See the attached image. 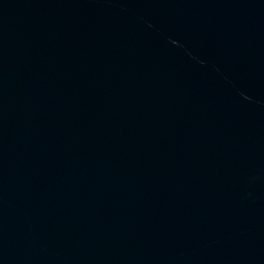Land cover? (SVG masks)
I'll list each match as a JSON object with an SVG mask.
<instances>
[{
	"label": "water",
	"instance_id": "water-1",
	"mask_svg": "<svg viewBox=\"0 0 264 264\" xmlns=\"http://www.w3.org/2000/svg\"><path fill=\"white\" fill-rule=\"evenodd\" d=\"M0 264H264V0H0Z\"/></svg>",
	"mask_w": 264,
	"mask_h": 264
}]
</instances>
